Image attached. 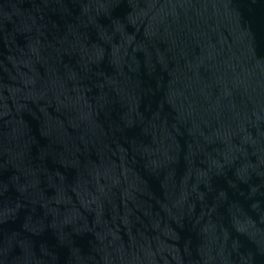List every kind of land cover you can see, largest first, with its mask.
Instances as JSON below:
<instances>
[{"label":"water","instance_id":"1","mask_svg":"<svg viewBox=\"0 0 264 264\" xmlns=\"http://www.w3.org/2000/svg\"><path fill=\"white\" fill-rule=\"evenodd\" d=\"M0 264H264V0H0Z\"/></svg>","mask_w":264,"mask_h":264}]
</instances>
